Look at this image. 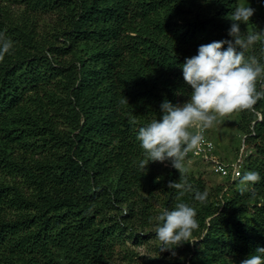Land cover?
I'll list each match as a JSON object with an SVG mask.
<instances>
[{"label":"trees","instance_id":"obj_1","mask_svg":"<svg viewBox=\"0 0 264 264\" xmlns=\"http://www.w3.org/2000/svg\"><path fill=\"white\" fill-rule=\"evenodd\" d=\"M244 0H0V264H141L155 217L179 200L198 228L166 259L142 264H240L264 246V95L237 110L249 151L233 193L171 163L142 167L137 129L164 99L190 95L181 74L198 46L230 39ZM244 33L264 30V3ZM245 55L264 63V36ZM264 93V76L257 80ZM186 177L182 197L168 186ZM161 250V246L159 247Z\"/></svg>","mask_w":264,"mask_h":264},{"label":"clouds","instance_id":"obj_2","mask_svg":"<svg viewBox=\"0 0 264 264\" xmlns=\"http://www.w3.org/2000/svg\"><path fill=\"white\" fill-rule=\"evenodd\" d=\"M264 3V0H261ZM255 9L248 0L235 7L229 14L232 21L227 35L230 39L214 40L198 46L197 53L185 57L180 65L182 78L190 87V95L183 103L173 104L164 99L160 104L159 119H151L140 126L136 137L143 149L146 168L149 162H170L172 167L182 169L187 152L203 141V130L213 126L218 116L237 110L250 109L257 99L264 95L257 90V80L264 76V63L255 56L245 55L264 30L244 33L241 24H246ZM13 41L0 34V57L12 48ZM196 127L199 131L189 129ZM260 180L256 171H245L241 184L248 185ZM169 187L182 197L185 192L194 191V199L205 202L207 193L193 190L186 177L170 181ZM155 237L161 242V251H173L185 242L198 228L195 209L179 200L175 207L163 209L156 217ZM240 264H264V246L240 261Z\"/></svg>","mask_w":264,"mask_h":264},{"label":"rangeland","instance_id":"obj_3","mask_svg":"<svg viewBox=\"0 0 264 264\" xmlns=\"http://www.w3.org/2000/svg\"><path fill=\"white\" fill-rule=\"evenodd\" d=\"M238 115L229 113L224 116H218L213 126L204 129L203 132L216 145V156L225 163H234L242 156L245 157L249 151L248 146L245 145V137L237 130ZM192 132L199 131L198 128L193 127L189 129ZM190 149L184 160V168L193 173H203L206 177L208 188L214 189L218 186L228 190L227 196L233 193V180L224 179L215 175L211 170V165L198 158H193L190 155ZM161 242L153 240L148 245H144L137 249L140 253L141 264L143 262L152 261L154 259H166L167 252L159 250ZM168 259V258H167ZM165 260V262L167 261Z\"/></svg>","mask_w":264,"mask_h":264},{"label":"built area","instance_id":"obj_4","mask_svg":"<svg viewBox=\"0 0 264 264\" xmlns=\"http://www.w3.org/2000/svg\"><path fill=\"white\" fill-rule=\"evenodd\" d=\"M203 141L196 148H193L190 155L193 158H198L208 162L211 165V170L215 175L224 179L237 180L243 173V157L234 163H225L216 156V145L203 132Z\"/></svg>","mask_w":264,"mask_h":264}]
</instances>
